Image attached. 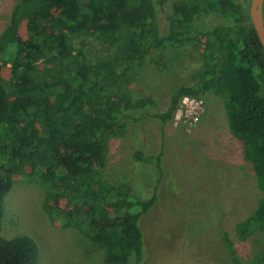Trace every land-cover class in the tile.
<instances>
[{"label": "trees", "instance_id": "16d2710c", "mask_svg": "<svg viewBox=\"0 0 264 264\" xmlns=\"http://www.w3.org/2000/svg\"><path fill=\"white\" fill-rule=\"evenodd\" d=\"M230 22L199 35L198 14ZM25 23L24 34L17 31ZM168 35L161 36L153 0H21L0 36V264H37L36 243L27 236L5 239L2 202L13 177L36 183L45 192L44 210L62 225L71 222L105 249V264L143 259L139 223L157 201L103 179L110 133L127 110L152 104L148 98L120 102L127 74L168 47L202 46L199 80L169 94L165 112L173 119L182 98L208 93L224 98L229 130L252 164L263 197L236 226L241 238L264 231V53L246 6L237 0L174 1ZM129 31L126 52H110ZM157 65V64H156ZM146 161L141 151L132 154ZM156 167L160 170L159 159ZM264 264V250L257 259Z\"/></svg>", "mask_w": 264, "mask_h": 264}, {"label": "rangeland", "instance_id": "374dc122", "mask_svg": "<svg viewBox=\"0 0 264 264\" xmlns=\"http://www.w3.org/2000/svg\"><path fill=\"white\" fill-rule=\"evenodd\" d=\"M20 1L0 0V36ZM174 1L191 2L153 0L161 36L168 35ZM250 1L237 3L246 6ZM231 25L201 13L195 16L192 31L199 35ZM17 31L24 34V22H18ZM128 33L121 32L110 52H126ZM202 51L199 45L168 47L127 74L120 102L148 98L152 104L125 111L126 118L108 137L104 167L91 163L114 186L126 187L142 199L156 195V203L139 223L144 234L141 264H257L264 250V231L245 238L237 234V224L257 209L263 192L241 144L230 133L224 98L208 93L180 102L164 125L153 117L167 110L171 92L199 80ZM0 66L7 80L8 66L1 61ZM138 150L146 161L132 158ZM44 197L39 185L14 176L2 202V237L31 238L38 249L37 264H105V249L71 222L52 220L44 210ZM126 264H134V259Z\"/></svg>", "mask_w": 264, "mask_h": 264}, {"label": "water", "instance_id": "95a60500", "mask_svg": "<svg viewBox=\"0 0 264 264\" xmlns=\"http://www.w3.org/2000/svg\"><path fill=\"white\" fill-rule=\"evenodd\" d=\"M264 0H251L249 4V18L257 37L261 43L264 53V20H263Z\"/></svg>", "mask_w": 264, "mask_h": 264}, {"label": "built area", "instance_id": "2783aa9c", "mask_svg": "<svg viewBox=\"0 0 264 264\" xmlns=\"http://www.w3.org/2000/svg\"><path fill=\"white\" fill-rule=\"evenodd\" d=\"M187 100L195 101V100H197V99H196V98L184 97V98L181 99L180 102H182L183 104H186V101H187ZM179 106H180V103H179ZM179 106H178V107H179ZM177 110H178V108H177ZM175 114H176V113H175Z\"/></svg>", "mask_w": 264, "mask_h": 264}, {"label": "flooded vegetation", "instance_id": "af4514ba", "mask_svg": "<svg viewBox=\"0 0 264 264\" xmlns=\"http://www.w3.org/2000/svg\"><path fill=\"white\" fill-rule=\"evenodd\" d=\"M262 11H263V20H264V2H263V9H262Z\"/></svg>", "mask_w": 264, "mask_h": 264}]
</instances>
